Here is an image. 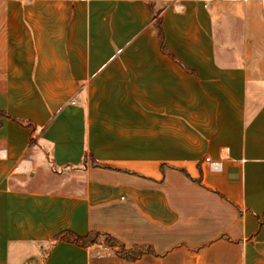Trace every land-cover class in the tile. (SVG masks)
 Segmentation results:
<instances>
[{"label": "crops", "instance_id": "crops-1", "mask_svg": "<svg viewBox=\"0 0 264 264\" xmlns=\"http://www.w3.org/2000/svg\"><path fill=\"white\" fill-rule=\"evenodd\" d=\"M0 111V264H264L263 0H0Z\"/></svg>", "mask_w": 264, "mask_h": 264}, {"label": "rangeland", "instance_id": "rangeland-1", "mask_svg": "<svg viewBox=\"0 0 264 264\" xmlns=\"http://www.w3.org/2000/svg\"><path fill=\"white\" fill-rule=\"evenodd\" d=\"M35 157L36 167L38 171V175L33 180V183H28V186L32 189H44L48 191H67V192H74L77 193L80 191V184L76 183V185L72 186L70 179L72 177V173L69 172L68 175H59L58 173L54 172L51 167L49 166L48 156L45 153L42 152H33L32 153ZM73 188V189H72ZM84 186L81 184V192H83ZM74 200L69 199H63L62 201L56 202L55 209L48 212L46 215L43 211H39V213L36 216V220H39L40 222L43 220L45 223V226L42 228L47 229H57L61 228L70 221V230L75 233L82 234L78 231L82 229L80 225H82V221L79 218L83 217L81 209H79V206H73ZM74 229V230H73ZM114 235V234H113ZM35 240H31L32 243H34ZM121 242V241H120ZM123 246H125L124 242H121ZM96 244V243H95ZM14 250L16 253V257H18V251H19V241L15 242L13 244ZM96 246V245H95ZM102 252H109L113 251L116 254H119L118 251H122V247L118 246V248L111 247L107 245L105 242L100 244ZM123 252V251H122ZM17 259V258H16Z\"/></svg>", "mask_w": 264, "mask_h": 264}, {"label": "trees", "instance_id": "trees-1", "mask_svg": "<svg viewBox=\"0 0 264 264\" xmlns=\"http://www.w3.org/2000/svg\"><path fill=\"white\" fill-rule=\"evenodd\" d=\"M3 115L9 116V114L6 111H0V125H2L3 123L2 120ZM54 239L72 241L85 247L100 245L101 243L105 242L107 245L111 247H115V248H118V246L122 247L123 252L119 250L118 251L119 255L129 258L131 257L136 258L142 253L140 246L127 248L126 246H123V244L120 242V239L118 237H116L115 235H113L108 231H103V230H91L85 234H79L67 229V230H62L57 234H55Z\"/></svg>", "mask_w": 264, "mask_h": 264}, {"label": "built area", "instance_id": "built-area-1", "mask_svg": "<svg viewBox=\"0 0 264 264\" xmlns=\"http://www.w3.org/2000/svg\"><path fill=\"white\" fill-rule=\"evenodd\" d=\"M263 8H264V0H263ZM227 150H229V147L226 148ZM208 160H211V157H207ZM212 163V167L214 169H221L222 168V161L221 160H211Z\"/></svg>", "mask_w": 264, "mask_h": 264}]
</instances>
